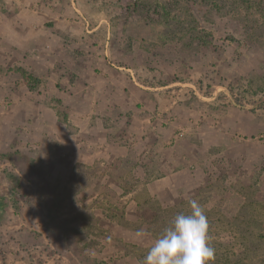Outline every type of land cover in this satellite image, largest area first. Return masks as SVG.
I'll use <instances>...</instances> for the list:
<instances>
[{"label": "rangeland", "instance_id": "obj_1", "mask_svg": "<svg viewBox=\"0 0 264 264\" xmlns=\"http://www.w3.org/2000/svg\"><path fill=\"white\" fill-rule=\"evenodd\" d=\"M197 7L0 0V15L44 32L48 63L59 49L53 65L38 62L28 77L21 70L17 96L16 70L0 69V264H142L190 199L208 218L231 221H208L210 246L241 247L240 199L264 195V23L252 30L249 15L216 11L195 26ZM189 26L212 35L196 48ZM67 56L86 74L52 75ZM103 68L125 88L91 89ZM104 106L98 125L84 122ZM176 204L182 210L169 209ZM140 230L148 235L138 239Z\"/></svg>", "mask_w": 264, "mask_h": 264}, {"label": "trees", "instance_id": "obj_2", "mask_svg": "<svg viewBox=\"0 0 264 264\" xmlns=\"http://www.w3.org/2000/svg\"><path fill=\"white\" fill-rule=\"evenodd\" d=\"M173 1L182 3V0ZM195 4L198 7L194 8L191 13V17L195 21V26L198 23L197 17L200 19L201 17L203 18L206 13L212 14L216 11H222L228 14L230 18L237 13L236 11L240 13L238 17H240L242 13L249 15L252 23L246 25H249L248 29L251 28L252 30L255 28L260 29L264 23V0H230L227 5L223 0H209L208 3L207 0H195ZM166 8L167 6L164 4L162 10L165 11ZM201 10L204 11L203 15L199 13ZM181 20H183V18L176 22L182 24ZM195 26L193 28L192 26L187 27L186 29H188V31L186 33L189 34L188 36L190 37L189 43H194V40H196L194 46L197 48L201 46L200 42L203 40L204 36H211L212 33H206L202 30L199 31L195 29ZM193 30L194 33L192 34ZM250 33L252 34L253 32L248 30L247 35L244 36L247 37ZM203 42L206 43L205 41ZM28 75L26 76L28 77ZM242 198L243 199H240L242 202V211L234 218V226L240 231L237 238L241 247L233 249L234 246H229L228 243L224 242L219 243L215 247L211 245L216 250L215 260L212 264H260L263 262V260H251L250 257H252V259H257V256L264 254V252H262L264 244V195H261L259 192H250L247 193L246 196L242 195ZM181 205L182 204H176L169 209L175 208L180 211L182 210V208H180ZM157 211H159V209H157ZM218 219L208 218V221L212 220L217 223L220 220V224H231V221L227 220L225 217ZM227 230L231 231L233 229L232 227H228L226 231Z\"/></svg>", "mask_w": 264, "mask_h": 264}, {"label": "crops", "instance_id": "obj_3", "mask_svg": "<svg viewBox=\"0 0 264 264\" xmlns=\"http://www.w3.org/2000/svg\"><path fill=\"white\" fill-rule=\"evenodd\" d=\"M14 19L15 18H11L9 15L7 16L4 13L0 15V66H1L0 69H5V68L7 69L8 65H10L13 67V69L16 70V71H13L14 72L13 73V75H14L13 76V82H15L14 83V85H15L16 81H17V84H16L17 89H15V87L13 86V90H15L13 92V94H14V96L15 95L17 96V94L21 90H24V87H23L24 83L22 84L19 81V78L21 77L20 76L21 70L23 71L22 72L23 75H27V74L30 75V73L32 72L31 67L36 68L39 66L38 62L41 63V61H47L48 59H47V54H45V52H44V49L42 50V48H41L42 41L39 40V38H41V40L46 39V38H44L45 37L44 32L40 33L41 34V37H40L38 35L40 32V29H34V30L31 29L33 26V25H31V20H27V19H25V20L20 19L19 20V18L15 19V20ZM53 27H56V26L54 25ZM55 50L56 51H54V53H52V55H50L52 57L51 58L52 60H50V61H53V62H55L54 59L59 60V58H57L58 56L56 54V53H58L59 49H55ZM80 60H81L80 58L77 59L74 56L73 57L67 56L65 59L66 62L61 61L62 68H60L61 69L60 72H55L53 70V72H51V74L52 75L54 74L55 77L58 75H60V76L69 75L70 78L77 76V75L86 74L85 71L87 69H84L85 71L83 70V72H81V73H78L76 71L77 70L76 68L78 67L77 62L79 63ZM53 62L48 63V61H47L49 66L53 65ZM26 69L30 70L31 72H28V70H26ZM103 69H104L102 71L103 75L95 78L94 82L92 83V84H94V86H92L91 89H94V91L103 92L104 94L109 92V94H110V92L113 91V89H115V88L119 89L121 86H123V89L125 88V84L124 85H117L116 83H114L111 80L109 75L112 76V74H113L112 72H109V70H107L106 68H103ZM50 71L51 70H49V72ZM112 71L115 73V75L114 74L113 75L116 76L117 71H114L113 69H112ZM49 72H47L45 74V77H47ZM105 73H107V74L105 75ZM34 75H35V71H34ZM43 75H44V73H43ZM61 80H62V85H64L65 81H67L65 79V77H63ZM75 84L76 83L69 85V86L73 87V86H75ZM2 87L4 90L11 88L8 85L6 88L5 84H3ZM41 88H43V86ZM86 88L90 89V85H89V87H86ZM109 89H110V91H109ZM98 101H100L99 96H98ZM100 104H101V102H100ZM103 108H104L103 111H101L100 113H97L95 111L94 114L91 115L89 117V119L84 120V122H87V123H93L94 122L95 125H98V121H97L98 118H96V117L99 116V114L100 115L101 114L108 115V113H109V112H107L105 106ZM73 111L77 112L75 110V107L71 110L70 114L74 113ZM90 128H92V130L95 131L94 125H91ZM98 131H99V129L97 128L95 132L97 133ZM99 137L100 138H98V139H103V137H101V135H99ZM115 141L118 142L120 148L121 147L125 148V146H123L121 144V141L117 140V138L113 142H115ZM113 142H111L108 147L115 146L116 144Z\"/></svg>", "mask_w": 264, "mask_h": 264}, {"label": "clouds", "instance_id": "obj_4", "mask_svg": "<svg viewBox=\"0 0 264 264\" xmlns=\"http://www.w3.org/2000/svg\"><path fill=\"white\" fill-rule=\"evenodd\" d=\"M189 211L174 215L153 242L142 264H212L215 248L210 246L209 222L204 207L197 199L188 201ZM140 230L136 237H146Z\"/></svg>", "mask_w": 264, "mask_h": 264}]
</instances>
